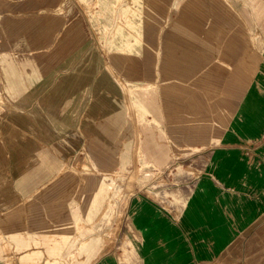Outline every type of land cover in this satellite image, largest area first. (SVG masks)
<instances>
[{
    "label": "crops",
    "instance_id": "1",
    "mask_svg": "<svg viewBox=\"0 0 264 264\" xmlns=\"http://www.w3.org/2000/svg\"><path fill=\"white\" fill-rule=\"evenodd\" d=\"M138 156L183 181L91 263L264 264V0H0V211ZM89 190L58 246L106 248Z\"/></svg>",
    "mask_w": 264,
    "mask_h": 264
},
{
    "label": "rangeland",
    "instance_id": "2",
    "mask_svg": "<svg viewBox=\"0 0 264 264\" xmlns=\"http://www.w3.org/2000/svg\"><path fill=\"white\" fill-rule=\"evenodd\" d=\"M113 34L118 37V31ZM115 36L107 44L109 49L118 46ZM64 172L74 177L71 183L52 184L13 210L0 211V264H93L95 253L96 257L106 255L124 263L132 251L122 246L130 238L127 214L133 209L134 198L157 193L183 181L173 169L153 173L140 156L125 168L104 171L89 162L64 170L62 176H65ZM194 176L195 172L187 177ZM88 190L96 194L95 218L90 224L97 233L105 236L106 248L58 246L62 241L69 245L73 237H77L80 226H75L72 217L61 215L81 203L80 194ZM64 219H67L66 224H62ZM64 227L67 231L63 234Z\"/></svg>",
    "mask_w": 264,
    "mask_h": 264
},
{
    "label": "built area",
    "instance_id": "3",
    "mask_svg": "<svg viewBox=\"0 0 264 264\" xmlns=\"http://www.w3.org/2000/svg\"><path fill=\"white\" fill-rule=\"evenodd\" d=\"M149 168H151V167H149ZM152 170H153V173L155 172V173H157V172H159V170H156V169H154V168H151ZM153 175V174H152Z\"/></svg>",
    "mask_w": 264,
    "mask_h": 264
},
{
    "label": "bare ground",
    "instance_id": "4",
    "mask_svg": "<svg viewBox=\"0 0 264 264\" xmlns=\"http://www.w3.org/2000/svg\"><path fill=\"white\" fill-rule=\"evenodd\" d=\"M85 241V240H84Z\"/></svg>",
    "mask_w": 264,
    "mask_h": 264
}]
</instances>
